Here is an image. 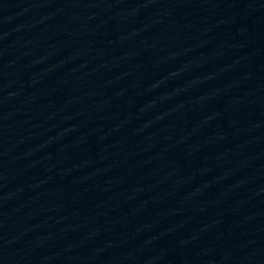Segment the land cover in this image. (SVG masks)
<instances>
[{
  "label": "water",
  "instance_id": "95a60500",
  "mask_svg": "<svg viewBox=\"0 0 264 264\" xmlns=\"http://www.w3.org/2000/svg\"><path fill=\"white\" fill-rule=\"evenodd\" d=\"M0 264H264V0H0Z\"/></svg>",
  "mask_w": 264,
  "mask_h": 264
}]
</instances>
